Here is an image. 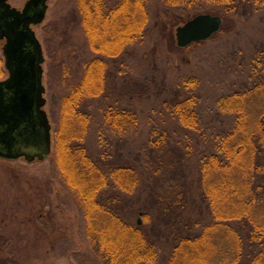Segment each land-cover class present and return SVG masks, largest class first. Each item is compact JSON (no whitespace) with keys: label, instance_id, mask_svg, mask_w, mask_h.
<instances>
[{"label":"trees","instance_id":"obj_1","mask_svg":"<svg viewBox=\"0 0 264 264\" xmlns=\"http://www.w3.org/2000/svg\"><path fill=\"white\" fill-rule=\"evenodd\" d=\"M159 1L171 8L187 7L195 16L203 10V5H211L225 14L242 10L246 15L252 11L264 19V0ZM105 2H75L79 25L96 57L82 63L81 79L59 98L52 131L54 166L51 177L55 176L73 197L84 222L85 243L99 264H157L160 254L157 243L161 241L153 240L145 228L133 226L122 217L126 199L143 190L142 193L148 191L149 195L139 204L143 202L144 218L150 222L151 207L147 199L155 187H160L155 184L148 188L146 184L140 189L143 167L138 153L132 149L134 139L140 135V118L135 110L114 103L105 109L99 108L101 114L95 121L94 111L84 106L86 101L106 97L110 80L114 78L110 74V63L128 46L142 40L149 17L148 0H120L112 8ZM222 16L218 17L222 19ZM221 32L222 26L210 40ZM251 59L243 83L220 94L214 101L215 118L219 122L220 118L229 122L224 129L209 135L208 131H203L208 127L199 106L200 96L196 92L199 81L195 77L182 78L184 97H171L163 103L165 112L185 136L194 134L199 139L206 138L210 145L209 151L197 155L193 182L188 181L179 164L182 170L180 193H190L191 198L198 195L201 214L208 215L210 221L202 224L194 235L188 225L183 227L188 229L185 232L179 225H170L173 234L168 236L171 245L168 264H264V48L256 51ZM4 75L0 56L1 80ZM93 124L96 144L101 150L98 158L88 147ZM50 125L52 127L51 122ZM168 137L167 132L151 131L147 158L156 155V165L160 166V159H164L168 163L163 167L171 168L175 163L167 158L172 153L182 158L187 150L190 154L192 147L188 144L183 149L173 148ZM120 142L124 147V152L120 153L122 158L115 164H106ZM188 206L186 200L173 201L171 218L178 219L180 215L176 209ZM197 225L199 221L195 222ZM81 264H89V261Z\"/></svg>","mask_w":264,"mask_h":264},{"label":"rangeland","instance_id":"obj_2","mask_svg":"<svg viewBox=\"0 0 264 264\" xmlns=\"http://www.w3.org/2000/svg\"><path fill=\"white\" fill-rule=\"evenodd\" d=\"M25 2L8 0L16 9H22ZM75 2L48 0L45 18L34 29L43 47L44 110L52 123L51 132L55 128L59 98L81 79L82 63L96 57L90 51L79 25ZM119 2L106 0L105 3L112 8ZM146 10L149 17L140 43L128 46L120 57L110 63V74L114 78L110 80L108 94L99 101H86L84 106L94 111L95 121L101 114L99 108L105 109L114 103L137 112L140 135L134 139L132 149L138 153L143 167L140 189H144L146 184L148 188L155 184L160 187H155L147 199L151 207L150 222L147 217L144 218L146 210L143 202L139 204L149 195L148 191L142 193L143 190L126 199L122 217L133 226L140 223L139 227L149 231L153 240L161 241L157 243L160 246L157 264H168L171 252L168 236L173 234L170 225H179L184 232L189 229L194 235L202 224L210 221L208 215L201 214L198 195L191 198L190 193H180L179 187L182 178L179 164L184 168L188 181L193 182L197 155L201 151H209L210 145L206 143V138L199 139L194 134L185 136L165 112L163 103L171 97H184L186 91L181 84L182 78L195 77L199 81L196 89L200 96L199 106L208 127L203 131H208L209 135L227 127V120L220 118L219 122L215 118L214 101L220 94L238 88L246 79L251 57L264 48V19L252 11L246 15L242 14V10L236 14H225L221 9L203 5L198 14L224 15L222 32L215 39L183 50L176 45L175 30L195 14L187 7L163 6L159 0H148ZM1 47L0 42L2 57ZM6 77L5 72L2 80ZM94 126L89 133L88 147L90 153L98 158L101 150L96 144ZM153 130L167 132L173 148L183 149L190 144V154L187 150L179 158L172 153L167 158L175 163L171 168L163 167L164 163H168L164 159H160V166L156 165V155L147 158L150 149L148 136ZM53 147L52 142L51 154L43 161L29 163L23 158H0V264H81L86 261L99 264L85 243L84 222L73 197L55 176L51 177ZM121 152H124V147L120 142L113 148L112 158L106 164H115L122 158ZM157 200L163 201L157 203ZM178 200H186L189 206L187 209H176L180 216L173 219L171 214L174 209L171 206L173 201ZM196 221L200 224L197 227ZM185 225L188 229L183 228Z\"/></svg>","mask_w":264,"mask_h":264},{"label":"water","instance_id":"obj_3","mask_svg":"<svg viewBox=\"0 0 264 264\" xmlns=\"http://www.w3.org/2000/svg\"><path fill=\"white\" fill-rule=\"evenodd\" d=\"M48 0H27L23 9L0 0V40L7 77L0 80V158L43 161L52 151V132L44 110V56L31 25H40ZM222 19L199 14L175 30L176 45L187 49L210 40ZM140 225V223H138Z\"/></svg>","mask_w":264,"mask_h":264},{"label":"flooded vegetation","instance_id":"obj_4","mask_svg":"<svg viewBox=\"0 0 264 264\" xmlns=\"http://www.w3.org/2000/svg\"><path fill=\"white\" fill-rule=\"evenodd\" d=\"M26 2H27V0H26ZM26 2L24 3V6H25V4H26ZM11 6V5H10ZM23 6V7H24ZM23 7H22V9H23ZM12 8H15V7H12ZM16 9V8H15ZM22 9H17V10H22ZM39 25H36V26H33V25H31L30 27H31V29L34 31V29L35 28H37ZM34 33H35V31H34ZM36 35V34H35ZM36 38H37V36H36ZM37 40L39 41V39L37 38ZM0 42L2 43V46H3V44H4V40H0ZM39 43H40V41H39ZM40 45H41V47H42V44L40 43ZM42 52H43V47H42ZM1 53H2V47H1ZM4 66V65H3ZM5 70V69H4Z\"/></svg>","mask_w":264,"mask_h":264}]
</instances>
